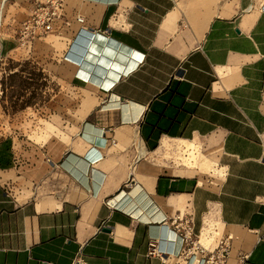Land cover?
Returning <instances> with one entry per match:
<instances>
[{
    "label": "crops",
    "instance_id": "obj_1",
    "mask_svg": "<svg viewBox=\"0 0 264 264\" xmlns=\"http://www.w3.org/2000/svg\"><path fill=\"white\" fill-rule=\"evenodd\" d=\"M61 12L51 32L0 42L2 55L63 46L42 65L56 91L35 109L46 138L0 140V264H197L177 215L202 245L227 240L225 264H264V0ZM178 141L207 146L209 169H193L216 162L212 186L162 157Z\"/></svg>",
    "mask_w": 264,
    "mask_h": 264
},
{
    "label": "rangeland",
    "instance_id": "obj_2",
    "mask_svg": "<svg viewBox=\"0 0 264 264\" xmlns=\"http://www.w3.org/2000/svg\"><path fill=\"white\" fill-rule=\"evenodd\" d=\"M36 7V0H0V42L20 35L22 23ZM62 49L57 38L47 37L33 46L8 55L0 54V140L17 134L40 142L46 138L47 134L40 130L41 122L35 109L56 91L55 82L45 75L42 65L52 62L50 58L47 60L46 53L54 55ZM35 57L42 59L41 64ZM197 158L203 170L209 169L207 164L200 163L203 161L200 151ZM219 239L205 247H214Z\"/></svg>",
    "mask_w": 264,
    "mask_h": 264
},
{
    "label": "built area",
    "instance_id": "obj_3",
    "mask_svg": "<svg viewBox=\"0 0 264 264\" xmlns=\"http://www.w3.org/2000/svg\"><path fill=\"white\" fill-rule=\"evenodd\" d=\"M66 0H36L37 7L33 11L32 16L26 20L22 27L23 30L30 34L35 35L36 31L40 30L44 33L51 32L54 28V23L62 16V7L64 6ZM81 21V19H78ZM199 146V147H198ZM175 152L178 154V162L187 157L189 154L186 152V149L182 145H173ZM196 148L200 151V157H205L206 160L209 159L207 152V146L203 143L196 145ZM214 163V162H212ZM179 168L187 169V167L181 163L178 164ZM218 164L212 166L211 174H201L197 173L195 169L196 176L200 175L201 184L210 187L213 185L215 178L218 176L219 170ZM214 171V172H213ZM172 226L181 237L182 249L181 256L187 257L191 256L195 258L197 264H225L226 258L228 255V243L227 240H220L216 243L214 247H205L199 242V236H195L192 233V219L191 217L184 218L179 215L175 216L171 221ZM79 260H75L74 264H79Z\"/></svg>",
    "mask_w": 264,
    "mask_h": 264
},
{
    "label": "bare ground",
    "instance_id": "obj_4",
    "mask_svg": "<svg viewBox=\"0 0 264 264\" xmlns=\"http://www.w3.org/2000/svg\"><path fill=\"white\" fill-rule=\"evenodd\" d=\"M177 144L184 146V148L186 149V152L189 154L187 157L181 160L182 162L177 161L178 154L175 152L174 148L170 147L169 145H165V149L167 150V153L165 156H162V157H165V159L172 161L174 165L176 164L178 165L179 163H181L185 165L187 169L195 168L196 167L195 163L199 155V149L196 148L194 144H192L191 142H187V141H178ZM199 242L201 243L200 237H199Z\"/></svg>",
    "mask_w": 264,
    "mask_h": 264
}]
</instances>
